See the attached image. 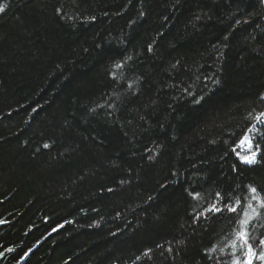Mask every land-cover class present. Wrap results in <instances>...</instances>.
Here are the masks:
<instances>
[{"label": "trees", "instance_id": "16d2710c", "mask_svg": "<svg viewBox=\"0 0 264 264\" xmlns=\"http://www.w3.org/2000/svg\"><path fill=\"white\" fill-rule=\"evenodd\" d=\"M0 7V264L264 252V0Z\"/></svg>", "mask_w": 264, "mask_h": 264}, {"label": "snow or ice", "instance_id": "6c2138e0", "mask_svg": "<svg viewBox=\"0 0 264 264\" xmlns=\"http://www.w3.org/2000/svg\"><path fill=\"white\" fill-rule=\"evenodd\" d=\"M0 11H3L2 7H0ZM256 120L258 122L264 123V113L257 115ZM246 140H247V137L245 138V141ZM245 141H242V143H244ZM45 146L47 147V145H45ZM237 155H239V153ZM240 159L243 162H246L249 164L254 163L256 161V153L252 152L251 155L240 156ZM248 190H249V193L251 194V199L257 200L261 204V206L264 207V200H260L257 188L253 187V186H249ZM217 195L219 196V194H217ZM239 203H240L239 201L236 202V204H239ZM248 207L249 208L252 207L251 203H249ZM212 210L219 211L220 209L216 208L214 205ZM228 210L232 211V212H236L237 207L235 205H233L232 207L228 208ZM0 222H2V221H0ZM247 222H248L247 219L242 220L241 221V227L244 228V226H246ZM237 238L241 240L242 246L247 247L246 264H253V258L259 259V260H264V252H261L259 255L256 254L252 245L249 243V237H248V233L246 231L242 230L239 233H237ZM260 244L264 245V240H261ZM235 264H239V261H236Z\"/></svg>", "mask_w": 264, "mask_h": 264}, {"label": "rangeland", "instance_id": "374dc122", "mask_svg": "<svg viewBox=\"0 0 264 264\" xmlns=\"http://www.w3.org/2000/svg\"><path fill=\"white\" fill-rule=\"evenodd\" d=\"M245 140V139H244ZM248 155H250V154H248Z\"/></svg>", "mask_w": 264, "mask_h": 264}]
</instances>
